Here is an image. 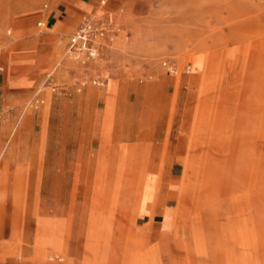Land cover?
I'll list each match as a JSON object with an SVG mask.
<instances>
[{"label": "rangeland", "instance_id": "374dc122", "mask_svg": "<svg viewBox=\"0 0 264 264\" xmlns=\"http://www.w3.org/2000/svg\"><path fill=\"white\" fill-rule=\"evenodd\" d=\"M88 4L72 37L89 20L127 49L126 96L111 123L109 62L66 54L77 92L107 93V146L87 114L36 115L35 171L0 177V264H264V0ZM97 149L102 172L79 179Z\"/></svg>", "mask_w": 264, "mask_h": 264}, {"label": "crops", "instance_id": "0c3cea01", "mask_svg": "<svg viewBox=\"0 0 264 264\" xmlns=\"http://www.w3.org/2000/svg\"><path fill=\"white\" fill-rule=\"evenodd\" d=\"M88 3L89 0H0V116L5 118L0 123V177L12 169L14 179L35 171L37 142L31 139L35 117L38 113L50 114L55 108L59 113L67 109L79 116L87 114L88 120L91 118L90 139L98 140L99 146H107L104 129L107 93L89 91V88L77 92L72 85L82 76L72 62L66 60L72 32L78 26L79 17L91 6ZM9 28L13 33L7 31ZM104 40L97 43V48L109 62L102 75L114 86L110 94L114 103L112 123L117 100L127 93L125 84L129 80L124 70L127 49L120 44L109 48L103 44ZM48 82L66 85L71 91L63 96L43 91ZM40 100L42 105H39ZM130 130L120 134V148L133 150L139 146L131 141L140 143V136L134 140L123 139ZM97 153L98 149L91 150L85 157L84 164L77 170L79 179L94 178L102 172ZM53 160L49 159L47 167L50 176L55 172L49 170ZM105 160L109 165L117 161L112 156H106ZM111 171L109 167L107 173Z\"/></svg>", "mask_w": 264, "mask_h": 264}, {"label": "built area", "instance_id": "2783aa9c", "mask_svg": "<svg viewBox=\"0 0 264 264\" xmlns=\"http://www.w3.org/2000/svg\"><path fill=\"white\" fill-rule=\"evenodd\" d=\"M107 1L108 0H101V5L105 6ZM105 35V29H96L92 21L86 20L83 26L72 37L68 54H70L72 57H75L77 60L81 59L82 56L88 60H95L99 56L96 41L97 37L100 36V38H105ZM165 65L167 66L170 73L176 72L174 67L168 66V64ZM185 73L190 74L191 67L188 66L185 69ZM94 84L97 86H102V84L98 82H94Z\"/></svg>", "mask_w": 264, "mask_h": 264}]
</instances>
